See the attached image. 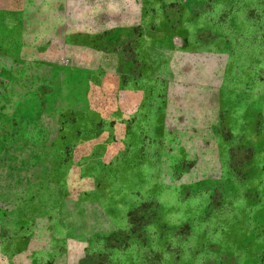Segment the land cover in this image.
Wrapping results in <instances>:
<instances>
[{
	"label": "rangeland",
	"instance_id": "1",
	"mask_svg": "<svg viewBox=\"0 0 264 264\" xmlns=\"http://www.w3.org/2000/svg\"><path fill=\"white\" fill-rule=\"evenodd\" d=\"M0 264H264V0H0Z\"/></svg>",
	"mask_w": 264,
	"mask_h": 264
},
{
	"label": "crops",
	"instance_id": "2",
	"mask_svg": "<svg viewBox=\"0 0 264 264\" xmlns=\"http://www.w3.org/2000/svg\"><path fill=\"white\" fill-rule=\"evenodd\" d=\"M108 222H110L108 217L107 216L103 217L101 212L97 215L96 221H94V219L92 218H86L85 222L80 223V224H83V226H80L81 237L87 238L88 236H91L92 234H95V233L98 234L104 231H108L109 230ZM96 224L97 226H95ZM62 229L64 232V236H61L60 238L71 239V240L75 239L69 229H64V228Z\"/></svg>",
	"mask_w": 264,
	"mask_h": 264
}]
</instances>
